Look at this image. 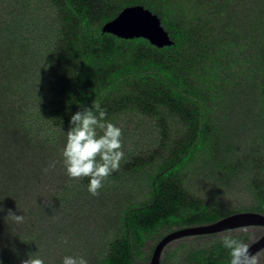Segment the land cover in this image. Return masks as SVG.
<instances>
[{"label": "rangeland", "instance_id": "obj_1", "mask_svg": "<svg viewBox=\"0 0 264 264\" xmlns=\"http://www.w3.org/2000/svg\"><path fill=\"white\" fill-rule=\"evenodd\" d=\"M72 1L75 8L78 3L88 6L84 15L91 17L95 29L103 28L105 23L99 25L103 14L117 17L130 6L124 5L130 0ZM166 2L167 8L156 6L154 13L162 19L161 13L170 12L183 37L176 50L187 54L185 58L174 57L175 47L158 52L152 44L130 43L133 39L119 44L111 34L102 36L101 45L113 43L117 50L112 48L116 52L110 64L98 61L91 72L81 74L88 86L87 93L81 94L64 58L71 41L80 44L90 35L80 30L77 12L67 7L66 0H0L3 264H22L37 251L46 264H61L65 255L104 264L119 261L125 243L130 253L127 264H149L167 235L212 222L203 206L218 216L216 221L237 213L264 215V0L161 1ZM162 26L168 31L163 21ZM145 60L163 63L176 77L184 76L195 90L183 89V96L203 100L205 115L198 116L199 106L191 100L176 101L171 81L156 66L142 69ZM132 63L139 68V77L127 76L104 86L113 70ZM54 75L63 81L53 80ZM46 82L56 86V107L49 100L54 96L46 95V101L40 95L38 89L46 88ZM75 96L82 102L72 106ZM94 101L108 120L122 128L125 153L119 169L104 182L105 188H115L95 196L87 191V177L70 180L60 162L70 115L91 108ZM199 142L202 147L195 150ZM191 148L196 151L191 162L181 172L164 176L169 167H161L181 160ZM7 172L9 177L3 178ZM160 176L163 181L157 182ZM7 179L11 185L20 183L23 192L17 196L21 198H13L10 189V195L3 192L11 186ZM157 184L161 191L155 190ZM157 206L164 207L155 212L157 218L173 213L183 221L176 223L179 219L169 217V222H154L140 241L133 231L126 232L127 239L125 233L118 234L127 219L132 227L134 221L151 222L146 209ZM9 210L23 215V221L14 223L7 217ZM225 234L250 246L264 236V227L188 234L168 243L161 261L230 264L228 250L221 244ZM251 256L256 264H264V248Z\"/></svg>", "mask_w": 264, "mask_h": 264}, {"label": "trees", "instance_id": "obj_2", "mask_svg": "<svg viewBox=\"0 0 264 264\" xmlns=\"http://www.w3.org/2000/svg\"><path fill=\"white\" fill-rule=\"evenodd\" d=\"M161 1H164V0H130L128 2H125L124 5L133 6V4L139 3L141 6H143L144 8H146V9H148V10H150V11H152L154 13V12L158 11V8L156 6L164 8V9L169 6L168 2H166V4H162ZM167 1H169V0H167ZM66 2H68L67 7L72 9V11L77 12L76 15L80 16V20H79L80 30L83 31L85 29L90 34L88 36V39H86L84 42H81L80 44L79 43L77 44L74 41H71L72 43L67 45V48H66V51H65L66 55L64 56V58L67 59L66 61L68 62L67 64H65L66 71H67L68 74L70 73L72 75L71 76V78H72L71 81L76 83L75 84L76 88H78L80 90L79 92H81V94L82 93L86 94L87 90H88V86H86L87 83L85 81H83V79L81 81V78H82L81 74H86V73L91 72L93 67H94V65H95V63L98 62V61L104 60L106 63L110 64L112 62L111 59L113 57V53L116 52L117 48L115 46H112L113 43H109V44L106 43L104 45H101V42L99 40L102 39V36L106 37V36H111V35H109V34L108 35L107 34L103 35V34H101L102 33V29H98V28L95 29L94 28V26L91 24V22H92L91 17H89L88 15H84L85 14V10L88 9V6H85V4L79 5V3H78L76 5L77 7L75 8V7L72 6V4H75L74 1L66 0ZM169 15H170V12L161 13V17H162L161 20L163 21V24L166 26V28L170 32V35L173 38L175 43L171 47H165V49L168 50L169 48L175 47V56L174 57L179 56L178 58H182V57L185 58V56L187 54H185L183 51H180V50L177 51L176 50L177 48H179V45H180L181 41H183V37L177 31V28L173 24V21H171ZM115 18L116 17H114L113 15H109V16L105 15L104 16V14H103L99 18V21H100L99 25H102L104 23L106 24L107 22H110V21L114 20ZM91 35L97 36L98 39L93 40ZM81 36L82 35H77V38H80ZM113 39H114L115 42H119V44L120 43H122V44L127 43L126 40H123L122 38H119V37H113ZM96 41H98V42H96ZM129 42L130 43H132V42H135V43L141 42V43H145V45H147V46H150V43L147 40H144L143 38H135V39H133V40H131ZM112 48L113 49L116 48V50L112 51ZM155 51L160 52L161 49L156 47ZM144 62H145L144 65L141 67L142 69L146 70L150 66H152V67L156 66V67H158L160 72L162 74H164L169 81H171L170 83L173 84L174 89H175V90H173V94L172 95H173V97L175 98L176 101L184 100L185 102H190V100H191V101L195 102V104L197 106H199L200 114H198V116L205 115L206 109L203 106V104H204L203 100L198 99L196 96H194L191 99L187 98L186 96H183V93H182L183 89L184 90L188 89L187 91L191 92V93L195 90V88L190 87L185 82L184 76L180 75V76L176 77L174 75V71H170L167 68H163L162 67L163 63H157V61H151V60H147V61L145 60ZM159 65H161V66H159ZM3 67H8V66L5 64ZM138 70H139V68L136 66L135 63L126 64V65H124L121 68L115 69V70H113L110 73V77L105 81L104 86H108L111 83L118 84V83H120L122 78H126L127 76H129L131 79L134 80L135 77H139V75L137 74V72H139ZM58 76L54 75L52 77V79L56 80L58 82L63 81V79L61 77H58ZM58 79H60L61 81H59ZM162 82L166 84V81L162 80ZM46 83H48V82H46ZM40 88L41 89H38V90L40 92L41 97L46 96L48 94L50 96H54L52 98H49V100H50V102L53 105H55L54 107H56L58 105V102L57 103L53 102L54 100H56L55 98H57V96H59L58 92L55 91L56 90L55 89L56 86L55 87L52 86L51 83L49 82L46 85V88L45 87H40ZM52 90L54 92H52ZM64 92H65V90H63V93ZM75 99L76 100H74L73 103L71 104L72 106H76V105L79 104L78 102H82L80 100L79 96H75ZM45 100L46 101L48 100V96H46ZM67 102H71V101H69L67 99ZM58 114H59V111H56L54 113V115H58ZM15 115H16V113H15ZM195 147H196L195 148V150H196V149L201 148L202 145L199 142V143L196 144ZM195 150L193 148L188 149L184 153L185 156L181 157V160H180V158H178L176 160V162H174V163H172L173 162L172 161L171 163H167L166 165H163L161 167V170L169 167L167 172L164 173L163 175L164 176H168V175L173 174V173L181 172V168L183 166H185L187 163L191 162V160L193 159L191 156H192V154H196ZM3 176H4L3 178H8L9 177V172L5 173ZM149 178H150V180H153L150 177V175H149ZM156 181L157 182H162L163 179L161 180V176H160V177H157ZM6 182L8 183V179H7ZM8 184L11 185V183H8ZM105 184H107L108 187H109L111 182L109 180H107ZM11 186H13V188H11ZM11 186H8L7 189H2L3 192H5V193L10 195V191H8L10 189L11 191H13L11 193L13 198H15V199L21 198V197L17 196V194L21 193V191H22V189H21L22 187H21L20 183L18 184L17 180H16L15 185L12 184ZM116 186H117V184H116ZM104 188H105V185L99 191H101V193L103 191L110 192L109 188L111 189V188H115V187H109V188H105V189ZM154 188H155L156 191H161L162 186H161V184H159V185L157 184ZM0 196H1V194H0ZM162 208H164V207H161V206L158 207L157 206V208H155V210H153L152 208H147L146 209V215L149 216L150 220H152L149 223L148 222L138 223V222L134 221L133 224L135 226L132 227L129 224L130 222L128 223V219H127L126 222L124 221L122 224L119 225L120 228H119L118 234H120V232L125 233V238L127 239L126 232L130 231V233H131V231H133V232H135V234H132V236H134L135 238H137L138 241H140L141 239H143L141 234L143 232L147 231V230H151L152 227H153L154 222L155 223L158 222V221H159L158 223L169 222L168 221L169 217L174 218V219H179V221H177L176 223H179V222L183 221V217L182 216H177V215H175L173 213L168 215V216H166V217L157 218V214L155 215V212L157 210L160 211ZM202 211H205L208 214V218H209L208 220H212V222H209L208 224L217 222L216 220H217L218 216H216L214 214H210L208 212V209L206 208V206L202 207ZM193 212H195V211H193ZM176 223H174V224H176ZM68 224H71V223H68ZM128 247H129V244L125 243L124 250H121L122 251L121 252L122 253V258L119 259V261H117V260H113V261L109 260V261H107L104 264H127L128 259H129V254H130ZM197 255L199 256L200 254H197ZM222 263H223V261H222Z\"/></svg>", "mask_w": 264, "mask_h": 264}, {"label": "clouds", "instance_id": "obj_3", "mask_svg": "<svg viewBox=\"0 0 264 264\" xmlns=\"http://www.w3.org/2000/svg\"><path fill=\"white\" fill-rule=\"evenodd\" d=\"M106 117V111L95 101L91 108L83 107L80 111L71 114L69 127L64 131L65 141L60 154V162L68 178L77 180L87 177V191L93 196L103 188L106 178L119 169L120 162L125 156L121 139L123 130ZM55 163L53 162L50 167H54ZM7 217L17 224L24 219L23 215H16L11 210ZM205 235H214V233ZM221 244L228 250L230 264H256L255 259L249 254V245L242 240L225 234ZM161 263L163 264L162 261ZM0 264H3V261H0ZM22 264H46V262L37 251L29 253ZM61 264H88V261L84 256L65 255L61 259Z\"/></svg>", "mask_w": 264, "mask_h": 264}, {"label": "water", "instance_id": "obj_4", "mask_svg": "<svg viewBox=\"0 0 264 264\" xmlns=\"http://www.w3.org/2000/svg\"><path fill=\"white\" fill-rule=\"evenodd\" d=\"M102 31L122 39H146L157 48L170 47L175 42L171 40L168 31L162 26L159 16L143 6L125 8L114 20L104 24ZM264 227V215L254 212L237 213L223 218L215 223L185 228L167 235L157 246L149 264H162L161 257L165 246L180 237L199 234L220 233L232 228L247 226ZM264 248V236L249 246V254L253 255Z\"/></svg>", "mask_w": 264, "mask_h": 264}]
</instances>
